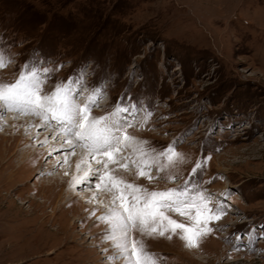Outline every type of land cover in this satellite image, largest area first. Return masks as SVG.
I'll list each match as a JSON object with an SVG mask.
<instances>
[{
  "label": "rangeland",
  "instance_id": "rangeland-1",
  "mask_svg": "<svg viewBox=\"0 0 264 264\" xmlns=\"http://www.w3.org/2000/svg\"><path fill=\"white\" fill-rule=\"evenodd\" d=\"M0 53L12 57L0 80L14 81L30 61L60 66L45 92L72 78L83 85V104L103 88L93 115L121 98L142 112L129 135L157 150L180 141L176 150L187 163L168 170L178 175L174 181L155 166L151 175L159 179L149 180L129 160L127 168L109 164L149 191L203 181L212 206L226 207L199 247H186L178 235L143 237L162 264H264V0H0ZM41 124L13 111L0 118V264H125L109 259L116 254L102 236L109 225L98 217L114 193L98 189L110 199L87 201L97 173L79 182L87 172L76 176L73 160L63 163L72 149L60 129ZM83 149L75 147L77 156L96 163L100 156ZM124 151L138 160L131 147ZM205 156V170L192 177ZM71 183L76 194L68 204ZM165 214L192 223L174 210Z\"/></svg>",
  "mask_w": 264,
  "mask_h": 264
},
{
  "label": "snow or ice",
  "instance_id": "snow-or-ice-1",
  "mask_svg": "<svg viewBox=\"0 0 264 264\" xmlns=\"http://www.w3.org/2000/svg\"><path fill=\"white\" fill-rule=\"evenodd\" d=\"M11 62V56L0 53V70ZM59 67H43L39 61H30L21 66L14 81L0 80V118L9 111L37 116L41 118V127L52 124L60 129L58 135H63L66 143L72 145V154L75 147L80 146L87 149L94 159L107 157V161L96 160L97 164L103 163L104 171L100 173L97 170L95 187L114 193L112 207L99 217L100 222L109 225L108 231L102 234L103 239L112 243L116 253L109 259H123L125 264H162L163 258L148 249L143 237L167 235L171 239L178 235L186 247H199L202 238L214 231L209 226L211 222L221 219L227 211L223 204L212 206V197L203 188V181L199 185L190 186L186 181L180 188L149 191L116 176L115 170L109 169V164H119L124 159L136 165L138 177L159 179L151 175V168L155 166L166 179L174 181L178 175L168 170L187 163L185 154L176 150L180 141L157 150L148 147V141L129 135L128 128L133 126L136 115L135 105L123 103L121 98L108 113L93 115V108L99 106V101L106 94L103 88H93L83 104L79 102L83 85L77 86V80L72 78L58 81L51 92H45L44 85ZM149 117L150 113H147L145 122ZM129 147L138 154V160L121 155ZM210 159V156H205L198 161L191 176L202 174ZM63 163H67V154ZM120 166L127 168L128 165ZM76 167L79 172L80 163ZM78 179L83 183L88 177ZM168 210L187 215L191 225L170 218L165 214ZM135 233L142 238H137Z\"/></svg>",
  "mask_w": 264,
  "mask_h": 264
},
{
  "label": "bare ground",
  "instance_id": "bare-ground-1",
  "mask_svg": "<svg viewBox=\"0 0 264 264\" xmlns=\"http://www.w3.org/2000/svg\"><path fill=\"white\" fill-rule=\"evenodd\" d=\"M17 113V112H16ZM18 114V113H17ZM20 114V113H19ZM22 121H24V120H22ZM25 123H27L28 125H30L31 124V120H25L24 121ZM14 124H15V119L14 120H12L11 121V125L12 126H14ZM11 126V127H12ZM5 136H4V138L7 136L6 134H4ZM58 136V135H57ZM65 142V141H64ZM75 143V142H74ZM63 144V143H62ZM68 147L70 148V149H72V145H68ZM80 148H83V147H80ZM84 151H85V155L88 157V150L87 149H83ZM125 150V149H124ZM30 153H31V156H29L30 155ZM69 153V152H68ZM124 153H125V151H124ZM121 154L122 156H124V157H127L129 154L126 152L125 154ZM37 154H41V152H39V151H36V152H34L33 154H32V152H27L26 154H24V156L22 157L23 158V161H22V165L23 164H25L26 162H28V161H30V160H32ZM71 153H69V155H70ZM69 155H67V161H69V159L71 158L72 160H73V164L75 165V167L77 166V164L78 163H80V165H81V167H80V170H82V171H86L87 172V177L89 178H93V176H94V174L95 173H97V170H99V167L102 165V163L101 164H97V163H93L92 162V158L90 159V160H88V159H86L85 157H79V156H77V154L76 153H74V154H72V157H69ZM92 157V156H91ZM99 159H101V160H104L105 161V159L104 158H106V157H98ZM65 159V158H64ZM123 160V162L125 163V160L124 159H122ZM122 162V163H123ZM68 164H69V162H68ZM57 167H58V165H57ZM83 167H84V170H83ZM85 168H86V170H85ZM74 171H75V173H76V176H78V171H77V167L74 169ZM83 172V173H84ZM129 172L132 174V172L134 173V171H132L130 168H129ZM94 173V174H93ZM75 180L76 179H74L73 180V184H74V182H75ZM72 183L70 184V187H68V189H65L64 190V196H65V194H66V196L68 195V197H69V202H68V204H70V203H72L73 201H74V198H73V196H75V194H76V190H75V187H74V185H73ZM104 190V189H103ZM79 191V190H78ZM106 191V190H105ZM77 193H79V192H77ZM110 194H111V192H109ZM96 195V196H95ZM65 196V197H66ZM102 198V199H104V200H109L110 198L109 197H107V195H105V193L104 192H101L100 190H98V189H96V190H94L92 193H90L89 195H88V197L86 198L87 199V201H89L90 199L92 200L93 198ZM103 200V201H104ZM103 201H102V203H103ZM94 203H97V200L96 201H94ZM101 204V203H100ZM92 211L96 208V205L95 204H93L92 205ZM101 211H103L102 213H100L99 215H98V217H100V216H102V215H104V212L106 213V209H107V207H106V205H100V207H98ZM108 210V209H107ZM91 211V212H92Z\"/></svg>",
  "mask_w": 264,
  "mask_h": 264
}]
</instances>
